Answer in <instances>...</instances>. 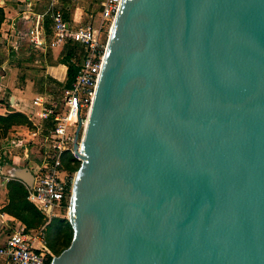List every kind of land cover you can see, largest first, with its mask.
Wrapping results in <instances>:
<instances>
[{
    "label": "water",
    "instance_id": "obj_1",
    "mask_svg": "<svg viewBox=\"0 0 264 264\" xmlns=\"http://www.w3.org/2000/svg\"><path fill=\"white\" fill-rule=\"evenodd\" d=\"M80 126L51 264H264V0H121Z\"/></svg>",
    "mask_w": 264,
    "mask_h": 264
},
{
    "label": "crops",
    "instance_id": "obj_2",
    "mask_svg": "<svg viewBox=\"0 0 264 264\" xmlns=\"http://www.w3.org/2000/svg\"><path fill=\"white\" fill-rule=\"evenodd\" d=\"M104 0H0L3 20L0 24V117L20 114L27 123H0L1 163L22 166L30 161L31 149L40 146L53 126L42 119L44 109L60 112L66 91L69 67L77 68L84 47L74 40L50 46L53 40L51 11L58 10L73 28L96 27ZM53 5L50 8V5ZM44 40L41 46L29 41L28 31L36 23ZM33 162L39 161L36 158ZM25 163V162H24ZM3 172V171H2ZM18 182V181H17ZM7 183L0 179V246L15 230L24 227L3 212L8 203ZM25 228V227H24ZM39 230V229H38ZM36 231V230H35ZM44 238L45 231H44Z\"/></svg>",
    "mask_w": 264,
    "mask_h": 264
},
{
    "label": "built area",
    "instance_id": "obj_3",
    "mask_svg": "<svg viewBox=\"0 0 264 264\" xmlns=\"http://www.w3.org/2000/svg\"><path fill=\"white\" fill-rule=\"evenodd\" d=\"M120 3L121 0H104L96 27L79 25L73 28L63 19L60 11L49 9L46 12H50L53 22V40L50 46L63 45L66 41L74 40L84 47V56L71 87L65 93L61 111L44 109L41 113L42 119H52L53 126L38 146L43 149V157L32 162V189L28 190L23 184L27 190V200L42 215L44 225L39 230L29 232H25L24 227L15 229L0 246V264H51L55 257L46 245L45 227L56 218L67 217L75 174L69 177L64 164L69 157L80 163L74 150L77 129L80 124L76 140L79 147L109 33ZM52 6L51 4L50 8ZM38 24L39 21H36L34 27L28 31V36L31 43L41 46L44 40L38 31ZM0 179L4 183L14 181L4 174L0 175Z\"/></svg>",
    "mask_w": 264,
    "mask_h": 264
},
{
    "label": "trees",
    "instance_id": "obj_4",
    "mask_svg": "<svg viewBox=\"0 0 264 264\" xmlns=\"http://www.w3.org/2000/svg\"><path fill=\"white\" fill-rule=\"evenodd\" d=\"M2 20L3 11L0 8V24ZM77 70L78 67H69L66 85L68 88L71 87V84L76 76ZM14 121H18L21 124L27 123L26 118H24L20 114L10 115L7 118L0 117V123H12ZM1 164L6 166L9 165V163H7L6 161L2 162ZM64 168L67 171L69 177H73L75 172L79 168V163L72 159V157H69L64 164ZM2 174L3 172L0 170V175ZM6 189L8 203L3 208V212L23 224L25 227V232L40 229L44 225V219L42 215L36 210L34 205H32L27 200V190L25 189L24 185L17 181H10L7 183ZM54 221L57 222V227H55V229L53 230L52 224L54 223ZM54 231H56L55 234ZM45 232L46 245L55 255H58L61 251H63L71 241L72 231L66 219L60 218L57 220H52L50 224L45 227Z\"/></svg>",
    "mask_w": 264,
    "mask_h": 264
},
{
    "label": "rangeland",
    "instance_id": "obj_5",
    "mask_svg": "<svg viewBox=\"0 0 264 264\" xmlns=\"http://www.w3.org/2000/svg\"><path fill=\"white\" fill-rule=\"evenodd\" d=\"M34 160H36L35 159V155H31V157H30V161H34ZM32 162H29V166L30 167H32ZM21 164L23 165L24 164V161L23 162H21ZM79 165H80V163H79ZM65 215V214H64ZM57 219H59V218H56L55 220H57ZM64 219H66V218H64ZM52 229L54 230L55 229V227H57V222L56 221H54V223L52 224ZM22 228V227H21ZM56 233V231H54V234ZM45 237H46V232H45Z\"/></svg>",
    "mask_w": 264,
    "mask_h": 264
}]
</instances>
